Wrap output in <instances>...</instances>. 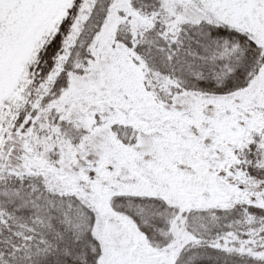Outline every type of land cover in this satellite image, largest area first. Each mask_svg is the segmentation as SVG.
Returning a JSON list of instances; mask_svg holds the SVG:
<instances>
[{
  "label": "snow or ice",
  "instance_id": "1",
  "mask_svg": "<svg viewBox=\"0 0 264 264\" xmlns=\"http://www.w3.org/2000/svg\"><path fill=\"white\" fill-rule=\"evenodd\" d=\"M0 264H264V0H0Z\"/></svg>",
  "mask_w": 264,
  "mask_h": 264
}]
</instances>
